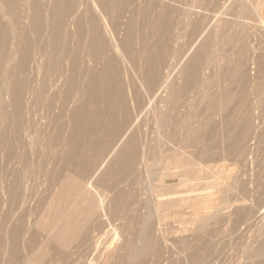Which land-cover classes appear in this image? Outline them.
<instances>
[{
    "label": "bare ground",
    "instance_id": "6f19581e",
    "mask_svg": "<svg viewBox=\"0 0 264 264\" xmlns=\"http://www.w3.org/2000/svg\"><path fill=\"white\" fill-rule=\"evenodd\" d=\"M166 1L0 0V160L7 165L25 163L22 170L12 172L10 180L0 179V228L7 227L0 235V254L6 257L5 264H13L12 260L19 257V238L25 233L28 238L24 244L29 248L22 264L69 261L72 250L90 237L84 227L102 209L120 219H141L138 238L134 236L140 243L134 237L125 241L122 249L128 257L121 264H143L142 254L147 250H151L150 264H210V246L204 243L194 246L191 241L194 247L186 243L184 247L183 240L180 258L170 246L171 254L178 256L173 255L176 259L172 260L160 250L161 243L167 240H163L166 228L163 239L158 237L162 242L154 237L162 231L164 234L160 221L170 217L171 209L185 208L193 200L198 202L195 207L212 205L221 220H230L226 234L237 242L256 219L264 220V214L258 216L259 210L264 209V167L256 172L258 166L251 155L257 147L254 151L255 146H251L254 135L250 136L249 130L256 125L250 123V129L247 126L249 99L245 91L247 82L256 83L255 77L262 68L263 76L258 77L264 79V50L257 58L253 39L241 35L237 26L244 24L248 3L264 26V18L258 13L259 0L238 2L237 22L225 18L233 0H188L190 5H183L182 10L171 3L174 0ZM175 12L182 21L174 19ZM137 16L142 19L137 25L138 42L134 40ZM180 37L184 42L178 45ZM224 47L232 48L231 53L236 51L234 58L229 52V58L220 61L224 64L216 63L218 66L210 71L212 75L209 72L217 77L214 94L200 99L202 107L193 104L188 94L200 78L207 79L201 71L210 69L212 59L222 56ZM225 75V80L230 77L234 82V92L239 89L237 98L233 94L236 100L228 94L233 82H226L222 78ZM240 107L242 115L238 117ZM39 124L48 134V148L50 144L57 148L52 157L35 165L31 156L36 151L32 148V155L26 154L35 136L29 142L26 137L35 131L39 139L43 133ZM7 129L12 132L9 139ZM231 130L232 142L225 149L232 156L243 154L239 160L242 166L234 163L235 170L226 175L222 173L226 170L217 169L210 183L207 180L205 186L204 181L205 188H198L200 180L206 178L201 174L204 169L193 165L196 154L184 148L200 143L202 146L204 142L209 151L215 150ZM220 154L223 153L217 155ZM28 167L31 180L24 179ZM250 167L255 173L240 179L239 173L244 170L243 175L249 174ZM38 176L46 181L48 195L41 198L40 203L45 206L39 217L32 218V210L24 215L22 209L28 201L30 183ZM127 178L130 183L139 184L137 190H130V183L119 185ZM173 178L175 184L167 183ZM141 179H145L142 184ZM201 190L209 196H197ZM140 207L145 209L142 215L136 211ZM130 209L135 213L129 212V216ZM179 214L173 219L180 224L190 217H213ZM26 217H30L27 222ZM130 220L126 222L133 221ZM151 221H156L154 225L161 229L156 235L152 233ZM256 226L257 230L253 226V232L246 235L248 240L245 239L241 254L232 256L235 264H264V221ZM114 241L117 243L116 239L111 243ZM155 241L161 242L159 248ZM95 250L102 258L99 264H106L103 260L110 254L106 256L105 247L95 246ZM222 251L218 250V257L214 254L216 259L223 258L226 251L221 255ZM214 261L211 264L218 263Z\"/></svg>",
    "mask_w": 264,
    "mask_h": 264
},
{
    "label": "rangeland",
    "instance_id": "374dc122",
    "mask_svg": "<svg viewBox=\"0 0 264 264\" xmlns=\"http://www.w3.org/2000/svg\"><path fill=\"white\" fill-rule=\"evenodd\" d=\"M155 1H157L159 4L160 3H163V2H167L166 0H155ZM185 1H188V0H174V2L171 1V3L175 4L178 9L182 10L181 8H185V7L188 8V6L191 3V1L190 2L188 1L189 4L187 2H185ZM240 1L241 0H237V1L233 0L232 3L229 4L231 10L228 12L229 13L228 15H225V18L227 17L226 18L227 20H232L233 22L236 21L235 18L238 15L237 14L238 2H240ZM179 3H181V6H180ZM183 5L184 6L186 5V6L184 7ZM158 6H157V8H160ZM263 6H264V0H259V2H258V8H259L258 13H259L260 16H262L264 18V7ZM246 7H247L248 14L242 20V22L244 21V24H246V25H244L243 23H241L240 25H237L240 29H238V27H237V29L240 30L239 33L241 35H246L249 40L250 39L251 40L253 39L252 45L255 47L256 52H257V54L255 56L257 58H260L259 57L260 56V52H262L264 50V26L260 22V18L256 14H254L253 9L251 7V4L248 3ZM157 8H156V10H158ZM179 15H178L177 12H175L173 14L174 19L177 20L178 22L179 21H182L181 15L180 16ZM137 17H134L136 19H133V21H134L133 23H135L137 21ZM139 19H138V22L135 23L136 24V26H135L136 28L135 29H137V30H136L135 35H134L135 36L134 37V40L136 42H138V40H139L138 39V35H139V32L138 31L140 30L139 27L137 28V25L140 26V24L142 22V19H140V20ZM223 20H224V18H223ZM245 20L246 21L248 20V21L246 22ZM141 28H142V26H141ZM179 41H181V42H179ZM183 42H184V38L183 37H180L178 39V45L179 44H182ZM239 44H240V42L237 41V45H239ZM237 45L234 46V47H236V49H238L237 48ZM234 47L232 46V48H234ZM225 48H226V51H225ZM228 48L229 47H224L223 48L224 50L222 49V53H223V54H221L222 56L219 55L221 52L218 54V57L219 56L221 57V58L220 57L218 58L219 60L217 59V57H215V59H212V61H211L212 64H210V69H209V67H207L208 70L205 69L204 71L203 70L201 71V75H202V72H205L203 74H205L208 77H207V79L205 81L200 78L199 83H197V86H195V87L193 86L192 87L193 90L190 89V91L191 90L192 91L188 94V98H189V100L192 98L193 104L196 105L197 103H199L200 99L203 100L205 96H207V95L208 96H211V95L214 94V92L216 90V86L214 84L217 81L216 80L217 77L215 76V78H214V76L213 77L210 76V73L214 71L213 70L214 68H216V65H217L216 63H219L220 61L225 62L229 58V56L231 54H232L231 57L234 58L233 56H235V54H233V53H235L236 51L231 53L232 48H230L229 50H228ZM236 49L234 48L233 50H236ZM256 57H255V59H257ZM255 59H254V61L256 62ZM222 62H220L219 64H221ZM222 64H224V63H222ZM262 70H263V68H262ZM262 70H261V72H257L260 77L263 76L262 75L263 74L262 73ZM258 71H259V69H258ZM211 75H212V73H211ZM258 75H256L257 76V79L255 77L256 83H255V81H254L255 84H253L251 82H247L246 89H245V91H247V93H246L247 98L249 99V101H248L249 102V119H248L249 121L247 123V126L250 129L252 127L251 124H255L256 126H254V125L253 126L254 127H257V128H254L253 127L250 130H252V131H253V129H257L258 130V131L257 130H254L253 133H252V131L249 130V132L252 133V134L249 133L250 136H253L254 135L251 138L252 141L250 140L251 146H255L254 147V151L256 150L255 148L257 147L256 152H258V153L254 152L255 154L254 153L251 154L255 158V159L254 158L253 159L256 160L255 161V167L258 166L256 169L254 168L256 170V172L259 169L262 170V168H260V167H264V156H263L264 154H261V152L264 153V136H263V134H261V133H264V83L262 84V81L264 82V79H263V77L262 78H259ZM223 77H224V80H225V78L227 76L225 75V76H222V78ZM260 79H262V81ZM225 81L226 82H230V81L233 82L230 77H228V79H226ZM200 82H201V84H200ZM230 84L229 85H230V90L231 91L228 90L229 91L228 94L229 95L230 94L231 95L235 94L236 95V98H237L238 94L240 93V92H238L239 89L237 90V92L236 91L234 92V90L236 89L235 88L236 86L234 85V82H233V85H232V83H230ZM198 91H200V92H198ZM197 92L200 93V94H198ZM235 95H233V97ZM234 100H236L235 97H234ZM200 102L202 103V101H200ZM232 104H231V106H232ZM199 105H200V103L198 104V106ZM195 107H197V106H195ZM192 108H193V106H192ZM240 109L241 110L237 113L238 114L237 115L238 117L242 115V108L240 107ZM36 110H37V107H36ZM195 110H196V108H195ZM198 111H200V110H198ZM194 114H196V112H194ZM65 119H66V116H65L64 120ZM239 123L237 122V124H239ZM6 125L9 127V124L8 123H6ZM35 128H36V126H35ZM39 129L41 131H43V133H42V135L40 136L39 139H36V132L35 131L32 132L31 134L29 133V136L26 137L27 142H29V141L32 140L31 137H34L35 136L34 144L32 146H29L27 148V150H26V154L28 156L29 155H32V148L36 151L35 156L34 157L31 156V158L34 161V164L35 165L39 162V160L43 161L46 157H52L54 155V153H55L56 148H57V146H52L51 144H50V148H48V145H49V143H48L49 142L48 141V134H47V132H44L43 127H42L41 124H39ZM230 133L232 134L233 133V130H231V132L228 133L230 136L226 137V139H224V143L221 144V145L225 144L226 147H224V146L221 147V145H220V146H218V147H220V149L217 147V148H214L215 150L212 149V151L211 150L209 151L207 149V147L206 148L204 147V144H203L204 142H202V146H200V144H201L200 143L198 146L195 145L196 147L195 146H191L190 148L189 147L188 148L187 147L184 148L185 150L186 149H189L190 150V151L188 150L187 152H190V153L193 152V153L196 154V157L193 156V154H192V156L195 157V159H196V162H193V165L195 167L197 165L198 167L204 169V172H201V174H203L204 176H206V178H204L205 180L204 179H202V181L200 180L199 185L196 184L198 188H201L200 186H202V185H203L202 187L205 188L207 182L210 183L209 181H211L214 178L213 177L214 176L213 174H216L217 171H219L220 169L222 171L223 170L224 171L226 170V172H222L223 175H226L227 172L228 173L230 172L229 174H231V172H233L232 170L233 169L235 170V168H236L234 163L239 164V166L242 164L241 161H239V160L242 159V155L243 154L239 155L238 157H237V155H235V156L233 155L232 156V154H230V155L227 154V150L225 149V148H227L228 144H230L232 142V138H231L232 136H231ZM6 137H8V139L12 137V132H11L10 129H7V131H6ZM259 138H262V139H259ZM254 141H256V142L254 143ZM200 147H202L203 149L200 148ZM258 147H259V150H258ZM223 148L225 150H223ZM260 149L263 150V151L260 152ZM201 150H204L205 152L204 151L202 152ZM217 151H218V153H217ZM224 151H226V152L224 153ZM219 152L220 153L222 152L223 154L217 155V154H219ZM251 155H249V156H251ZM237 158H239V159H237ZM242 162H244V161H242ZM24 164H25L24 162H22V163L19 162V163H9L7 165L5 162H3V159H1L0 160V179H2L4 181L10 180L11 177H12V172L15 171V170H22ZM253 167H254V165H252V168ZM252 168L251 169H248L249 174H248V172H247V174L246 173L244 174L246 177L243 175V173H244V170L243 169H245V168L242 169L243 171L240 170L241 172L239 173L240 174V177L239 178L242 179V180H244L245 178L247 179V175H248V177L251 176V174L255 171ZM217 169H219V170H217ZM250 170H251V172H250ZM260 170H259V172H260ZM241 173H242V175H243L244 178L241 177ZM28 178L31 180V174H30V171H29V167H28V170L27 171L25 170V176H24V179L25 180H27ZM204 181L205 182L207 181L206 183H204L205 186L203 184ZM140 182L142 184V182H145V179H141ZM176 182L177 181H176L175 178H173L172 180H168L167 181V183H171V184H175ZM129 183H130V178H127V179L122 180L119 185L125 186V185H127ZM30 184H31V187H30L29 193H26V200L28 199V201L25 202L22 210L24 212V215H26V214L28 215L29 212L32 210L33 211V214L30 217H32V218H36L37 217L38 218L40 212L44 208L42 206H45L43 203H40L41 198H45L48 195V192H45L46 181L42 177L38 176L37 178L32 179V181H31ZM130 184H131V186H130L131 189L130 190L135 191V190L138 189V186H139L138 183L137 184L130 183ZM208 185H210V184H208ZM202 190L205 191L204 189H202ZM202 190L198 192L197 196H202V198L208 197L209 194H204V192ZM212 190L214 191L215 189L213 188ZM192 195H193V192H192ZM141 197H142V195H141ZM150 201L152 202V199H150ZM197 203L198 202H194V200H193L192 202L187 203L185 208H181V209H177V210H176V208L175 209H171L169 211L170 213L168 212V214L170 215V217L166 218L165 220L164 219L161 220L160 222H162L161 223L162 225L160 223H157V226H158V224H160L159 225V228L162 227V230L164 228H166V233H167V236L166 237L167 238L165 237L164 239H163V237L166 235L165 234V229H164V234H163V231H162V233L159 232V231H161V229L159 230L158 227H156V225H154V224H156V221H154L155 223L152 222V221L155 220V218L154 217H151V220H152L151 222L153 223L152 224L153 225V227H152V230L153 231L151 230L152 233H154V235H156L158 232H159V234H157V235H160V233H161L160 236H157V235L154 236L155 239H157V241L159 240L161 242L163 240L165 241L167 239L165 242H162V243L160 242V243L163 244V247L164 248L167 245H168L169 248L166 247L167 249L165 248L166 249L165 250L161 245H159L160 243L157 244V241H155L156 242L155 243L156 246L158 248L161 246L162 247V248L160 247L161 252L162 253L165 252L164 253L165 256H169L172 260H175L176 258H174L173 255H175L177 258H178V256H179V258H180V256L183 257V253H182L181 249L183 248V246H184L185 243H186V246H189V247L190 246L191 247L196 246V245H194V243H196V244L198 243V245L204 243V244L208 245V248L210 246V248H209L210 250L209 249L208 250L210 251L211 255H209V251H208V255H209L208 260L209 259L212 260L213 258H215V261H214V259L212 260V262H210V260H209V263L210 264L213 263V261L214 262H218L217 264H219L220 260H222L221 261L222 263L224 261H226V262H224V264H226L228 262H231V264H235L232 256H237V253H238V255L241 254L240 253L241 252L240 249H241V247H243V244H246V242H245L246 240L245 239L248 240V237H249V234L251 233V231L253 232V230H254V229H252L253 226L255 227L256 226V223L259 226V224H262L264 220H261L262 218L261 219L260 218L259 219H256V223H254L251 226V229L249 231H246L245 233H243L244 237H246V238H244V240H243V238H242L243 235H241L242 240H241V238L239 236L240 240L238 239L239 242H237V240H235L236 239L235 237L233 239V238H230L228 234H226L227 229H228V227L230 225V220L228 222H224L223 220H221V218L218 217L217 214H215V212H214L215 211L214 206L211 205V206H205L203 208H201V207L198 208V207H195V205ZM131 211H133V210L130 209V211H128V214ZM136 211L139 214L142 215L143 212L145 211V209L140 207V209H137ZM177 211H179L180 214ZM259 211H260L259 213L263 212L261 214L258 213V216H261L262 217L263 214H264V209L262 208ZM133 213H135V212H133ZM133 213L131 212L130 214L132 215ZM130 214H129V216H130ZM178 214L179 215H184L185 217H188L187 215H189V217H190V216H192L194 214H212L213 217L210 218V219H208V220L207 219L206 220H200V219H198V220H192V217H190L191 219L189 218L190 219L189 220L188 218H186L187 219L186 220L187 222H190V221L191 222L188 223V224L185 223L186 221L181 222L185 226V227H183V225L180 224V222H178L177 219H175L176 221L173 219L174 218L173 216L174 215H178ZM29 218L26 217L25 218V221L27 222V220ZM125 218L124 219H120L119 216L112 215V213L108 212V210H106V209H104V210L102 209V210L96 211V214H95L94 218L92 219V221L90 223L88 222L89 224H87L84 227L85 230H87L88 233H89V235H90L89 239L86 242L81 243L78 246V248L72 250V257H71V259L69 261L61 263L58 260H56L52 264H99L100 262H102V258L98 255V252L95 250V246H104L105 247V250H106V252H105L106 256L108 255V253L110 254L108 256V258L107 257L104 258L105 260H103V262H105L106 264H121L122 261L124 260V258L128 257V253L124 249H122V245L125 243V241L128 240V238H132V237L136 236L137 233L139 232L137 230H140V228H141V219L140 220L139 219L138 220L131 219L134 222L133 221L132 222H126V220L129 221L130 219L129 218H126V220H125ZM258 220H259V222H258ZM204 222H206V225H205ZM224 223H226V224H224ZM201 224H204V226L201 225ZM26 225H27V223H25V225H24L25 228H26ZM127 225H128V228H127ZM7 226H9V224ZM155 227L157 229H155ZM256 227H255V229H256ZM6 228H7L6 226H3L2 228H0V235L3 236ZM35 230H37V232L39 233L38 228H36ZM241 231H243V229ZM198 232L200 233L199 236L197 235ZM221 234L222 235L223 234L224 235H227L229 237L228 238L229 241L232 240L230 242H234V240H235L236 243L235 242H234L235 244L230 243V242L227 243L228 242V239H226L227 237L223 235V237H225V238H223ZM246 235H248V237ZM202 236H204V237H202ZM120 237H121V239H120L121 241L118 239ZM158 237H161L163 240L160 239V238H158ZM183 237H185L186 240H185V238L183 239ZM187 237H189V239H192V240L188 241L187 240ZM27 238H28V233H25L22 237L19 238V247H20L19 248L20 249L19 252H20V254H19V257L18 258L12 260L13 261V264H22L23 261L28 256V253L27 252H28V248L29 247L26 248L25 247L26 245L24 244L25 242H27ZM122 238L124 240H122ZM136 238H138V237L136 236ZM136 238L134 237V240L137 243H140L139 242V239L137 240ZM115 239H116V242L117 243H115V241L113 243H111V241L112 240H115ZM225 239L227 241H225ZM182 241H183V244H182L183 246H181ZM191 241H192V244L194 246L192 244L190 245V242ZM37 242H38V240H36V243ZM120 242H121V244H120ZM207 242H208V244H207ZM36 243H35V245H36ZM164 243L165 244L168 243V244L166 246H164L165 245ZM219 243H221L222 246L224 245L223 246L224 249H223V247H220L221 245ZM119 245H120V247L117 248ZM172 245H173V247H172ZM170 246H171V248L173 250L178 251L177 252L178 253V256L176 255L177 253H174V252H173L174 253L173 255L171 254L172 253V249H170ZM176 246H180L181 248H179V247L175 248ZM215 246H216V248H214ZM211 247H213V248H211ZM218 247L219 248H222V249L220 250ZM217 248H218L219 251H222L223 250L222 252H220L221 255H223L225 253V251H226V253L223 255V258L220 255L221 257H219V258L216 259V256L218 257V255H219L218 250H216ZM168 249H170V250H168ZM167 250H168V252H167ZM189 250H190V248H189ZM211 250L212 251L214 250L213 254H212ZM169 251H171V252H169ZM202 251L204 252V250H202ZM145 252H146L145 255L142 254L143 264H148V263L150 264V259H151V256H152L151 255V250H149V251L147 250ZM147 252H148V254H147ZM166 253H168L170 255H168ZM233 253H236V254L233 255ZM201 254H203V253L201 252ZM205 255H207V254H205ZM5 259H6V257L4 255L0 254V264H5ZM217 260H219V261H217ZM221 262H220V264H222Z\"/></svg>",
    "mask_w": 264,
    "mask_h": 264
},
{
    "label": "crops",
    "instance_id": "0c3cea01",
    "mask_svg": "<svg viewBox=\"0 0 264 264\" xmlns=\"http://www.w3.org/2000/svg\"><path fill=\"white\" fill-rule=\"evenodd\" d=\"M264 7V6H263Z\"/></svg>",
    "mask_w": 264,
    "mask_h": 264
}]
</instances>
